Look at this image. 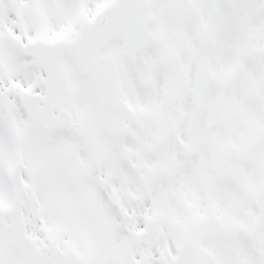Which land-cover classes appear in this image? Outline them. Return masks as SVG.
<instances>
[{
    "label": "snow or ice",
    "instance_id": "1",
    "mask_svg": "<svg viewBox=\"0 0 264 264\" xmlns=\"http://www.w3.org/2000/svg\"><path fill=\"white\" fill-rule=\"evenodd\" d=\"M0 264H264V0H0Z\"/></svg>",
    "mask_w": 264,
    "mask_h": 264
}]
</instances>
